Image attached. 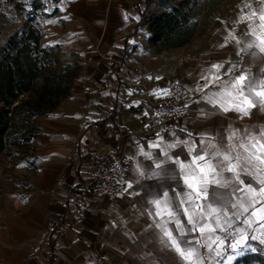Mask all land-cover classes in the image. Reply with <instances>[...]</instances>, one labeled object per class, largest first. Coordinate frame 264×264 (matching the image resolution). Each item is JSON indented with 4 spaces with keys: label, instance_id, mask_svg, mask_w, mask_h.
<instances>
[{
    "label": "crops",
    "instance_id": "0c3cea01",
    "mask_svg": "<svg viewBox=\"0 0 264 264\" xmlns=\"http://www.w3.org/2000/svg\"><path fill=\"white\" fill-rule=\"evenodd\" d=\"M136 3L56 0L46 4L41 43L80 53L84 67L73 84L72 96L49 117L37 121L36 169L15 166L0 176V264H48L50 255L52 264H186L158 226L168 218L156 216L151 203L165 190L170 196L175 195L173 189L187 191L174 161L187 163L209 143L229 151L231 144L259 136L264 129V104L257 103L244 115L234 108L226 112L216 103H224L217 95L221 86L241 72L264 77V53L258 48L241 51L254 37L245 35L253 21L240 18L259 10L257 0H226L201 34L182 47L158 53L147 44L146 28L136 29ZM122 47L126 49L124 61L115 51ZM115 62L121 64L120 83L111 87L118 97L115 134L110 140L94 133L91 145L81 137V130L86 120L101 119L97 113L101 80ZM213 65L222 67L217 72ZM139 78H143L142 84H130ZM168 81H176L187 92L188 115L178 127L167 124L138 130L139 119L153 114L152 101L165 95ZM78 142L82 151L75 154ZM190 148L196 151L190 154ZM124 153L130 158L129 175L121 181L119 196L110 205L93 187L100 171ZM72 167L83 173V185L78 186ZM223 175L228 178L231 174ZM241 178L259 188L253 177ZM214 190L228 191L210 185L209 199ZM66 201L78 205L82 217L59 226ZM251 211L233 225L234 232L244 230L243 249L228 254L225 243L217 249V256L215 251L199 247L204 264H235L240 256L255 251V243L264 248V221L253 218L251 226L243 223ZM180 220L186 229L191 227L182 214ZM166 226L174 236L179 235L174 222ZM216 235L222 237L223 233L218 230ZM185 238L194 242L200 234Z\"/></svg>",
    "mask_w": 264,
    "mask_h": 264
},
{
    "label": "trees",
    "instance_id": "16d2710c",
    "mask_svg": "<svg viewBox=\"0 0 264 264\" xmlns=\"http://www.w3.org/2000/svg\"><path fill=\"white\" fill-rule=\"evenodd\" d=\"M225 1L137 0L136 29L146 28L147 44L157 53L182 47L208 27ZM45 6L41 0H32L28 9L25 3H17L14 7L26 12L29 25L12 31L3 40L0 38V156L21 148L40 134L38 119L49 117L72 96L73 84L84 67L80 53L63 51L58 44L41 43L42 31L37 20L44 15ZM115 51L124 61L126 49ZM120 70L121 64L113 63L101 80L97 108L101 119L86 120L82 127L81 137L91 145L94 133L113 140L118 97L111 87L120 83ZM81 151L82 143L78 142L74 153ZM37 160V156L30 159L27 168L35 170ZM71 171L78 186L83 185V173L73 167ZM81 217L79 206L66 201L58 224L70 225ZM255 247L254 252L237 258L235 264H264V248L256 243ZM52 261L50 255L48 264Z\"/></svg>",
    "mask_w": 264,
    "mask_h": 264
},
{
    "label": "snow or ice",
    "instance_id": "6c2138e0",
    "mask_svg": "<svg viewBox=\"0 0 264 264\" xmlns=\"http://www.w3.org/2000/svg\"><path fill=\"white\" fill-rule=\"evenodd\" d=\"M257 3L260 4L258 11L253 9L250 14L240 18L241 21H253V24L249 25L250 31L245 35L254 39L245 43L241 49L244 52L258 48L260 53H264V0H257ZM246 7L252 6L247 4ZM256 21L258 23H255ZM252 55L255 56L256 53L253 52ZM213 67L219 72L222 65ZM220 79V76H215L216 81ZM217 95L224 99V103L216 101L224 111L234 108L248 115L249 109L256 107L257 103L264 104V77L241 72L230 82H225ZM235 136L236 133H233V137ZM229 148V151H222L216 144L209 143L207 149L196 152L187 163L175 160L174 163L178 164L183 174L182 180L187 191L176 192L173 189L175 195L170 196L165 190L151 201L156 209L155 215L168 218L164 224L158 226L186 264H204L199 247H207L209 252L215 251L219 256L220 251L217 249H220L230 236L234 242L228 246L233 251L243 249L246 241L244 230L236 228L233 232L232 229L240 216L248 213L250 208L252 209L250 217L243 221L244 224L251 226L253 218L256 221H264V129L260 130L259 136H247L238 144H231ZM194 151L195 148L189 149L190 154ZM156 167L160 168L161 165L157 164ZM225 172L231 175L225 178L223 175ZM242 176L253 177L259 188L253 187L252 183L246 184ZM210 185L227 188L228 191L220 193L214 190L212 198L209 199ZM237 193L243 195L237 197ZM229 209L233 211L229 212ZM181 214L191 227L186 229L180 220ZM169 221L175 223L178 236H174L173 231L166 226ZM218 230L225 234L223 238L216 235ZM197 232L200 238H196L194 242L185 238ZM213 245L216 246L215 249ZM240 254L242 253L237 252V255ZM228 259L231 261L233 257L230 256Z\"/></svg>",
    "mask_w": 264,
    "mask_h": 264
},
{
    "label": "built area",
    "instance_id": "2783aa9c",
    "mask_svg": "<svg viewBox=\"0 0 264 264\" xmlns=\"http://www.w3.org/2000/svg\"><path fill=\"white\" fill-rule=\"evenodd\" d=\"M42 22V19L37 20L41 28L43 27ZM139 83H143V78L133 80L130 84L136 86ZM187 100V92L176 81H168L166 83V94L152 101L153 114L148 117L143 116L139 119L138 130L142 128L154 129L157 127H165L167 124L178 127L180 120L188 115ZM127 134L132 136L133 133ZM129 167L130 158L124 153L100 171L93 189L98 195L106 197L110 205L114 204L119 196L121 181L127 179ZM224 235L223 233L222 238ZM232 242H234V240L231 236L225 242L228 254L234 252L228 246L229 243Z\"/></svg>",
    "mask_w": 264,
    "mask_h": 264
},
{
    "label": "rangeland",
    "instance_id": "374dc122",
    "mask_svg": "<svg viewBox=\"0 0 264 264\" xmlns=\"http://www.w3.org/2000/svg\"><path fill=\"white\" fill-rule=\"evenodd\" d=\"M32 0H0V38L3 40L14 30H22L29 25L28 17L25 11L17 10L14 6L23 2L26 8ZM49 4L52 0H41ZM44 43V42H42ZM39 120V119H38ZM34 140L24 144L21 148L8 150L0 156V176L7 175L11 168L23 167L29 163L30 159L35 157Z\"/></svg>",
    "mask_w": 264,
    "mask_h": 264
}]
</instances>
